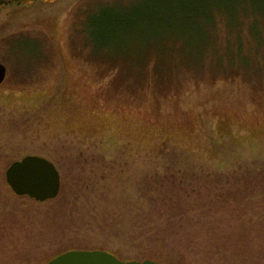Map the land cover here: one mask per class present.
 I'll return each instance as SVG.
<instances>
[{
  "label": "rangeland",
  "instance_id": "1",
  "mask_svg": "<svg viewBox=\"0 0 264 264\" xmlns=\"http://www.w3.org/2000/svg\"><path fill=\"white\" fill-rule=\"evenodd\" d=\"M207 9L217 14L218 51L198 63L191 59L198 49L180 41L169 56L159 52L144 21L117 33L106 22ZM227 9L248 11L237 25L251 57L246 66L228 59L216 66L233 38L225 12H217ZM252 12L264 16V0H0V62L8 69L0 86V264H48L67 250L134 253L114 230L150 205L144 187L173 173L201 188L213 212L202 214V227L189 220L198 213L185 216L154 250L176 264H222L223 253L264 264V44L258 49L251 38ZM186 28L172 30L179 36ZM79 124L104 132L103 144L70 129ZM29 154L58 164L56 198L31 200L7 183L10 164ZM196 236L213 245L208 259H199ZM245 246L258 255L243 260Z\"/></svg>",
  "mask_w": 264,
  "mask_h": 264
},
{
  "label": "trees",
  "instance_id": "2",
  "mask_svg": "<svg viewBox=\"0 0 264 264\" xmlns=\"http://www.w3.org/2000/svg\"><path fill=\"white\" fill-rule=\"evenodd\" d=\"M15 2L22 4V5H31L35 3H55L58 0H14ZM208 2H206L207 4ZM210 6V4H207ZM234 9H227V10H220L217 12H225L223 15V19L226 21L227 28L229 29L230 34L233 35L231 41H229L227 45V49L225 53L217 55V62L216 66H221L225 63V60L228 59L230 63H234L237 60L243 62L246 66L251 63V57L244 52V38L237 28V25L240 21L239 12H243L247 10L242 9L237 11ZM168 14H158V15H139L137 17H118V18H111L106 20L108 25H110L111 32L117 33L118 31L121 32L122 28L125 30L130 31L131 29H135L136 22L144 21L147 26L151 27L154 34L158 35L160 41L159 44L153 45L155 46L159 52L164 55H167L171 51L174 50L172 47V43L175 42H182V47L185 46L195 47L197 48V54L191 58L193 62H199L201 56H205L209 50L213 49L216 53L218 51L216 39L214 35V29L217 26V14L214 13L212 9H207L202 13H197V11L188 12L184 15H175V13L167 12ZM254 14V22H252V27L250 31L251 38L257 44L256 47H259L264 44V29H262L259 25L260 22L263 21L264 23V16L262 13L252 12ZM221 18V19H222ZM262 20V21H261ZM133 21V22H132ZM174 23H181L184 24L187 28L185 32H181L182 34L178 36L177 31H173ZM145 34V29L142 32V35ZM141 35V37H142ZM172 35L170 38L169 36ZM145 36V35H144ZM161 41H166L164 45L160 46ZM187 41V42H186ZM184 43L186 45H184ZM135 47V46H134ZM136 49V47H135ZM144 48L141 49V51ZM186 49V48H185ZM202 49V50H201ZM109 51V50H108ZM110 52V51H109ZM201 53V54H200ZM174 55V53H173ZM169 56V54H168ZM232 71V70H230ZM233 72V71H232ZM104 133V132H103ZM102 133V134H103ZM103 136V135H102ZM152 154V153H151ZM259 167V166H254ZM196 174L198 173L195 172ZM248 173V174H247ZM241 174H244L245 178H248L250 172L248 169L244 170ZM167 177L163 178L161 181L151 185L149 190L144 187V199L149 200L150 205L145 209L143 213H141L140 217H131L130 219L121 218V225L116 226L114 232L115 236L118 235L122 245V248L127 247L128 249H134V253L125 252L122 249H114V248H105L109 252L115 254L118 258L123 260H145V259H152L155 261L163 262L164 264H176L175 260L164 256L154 250V247H163V241L170 240L169 236H175L173 230L178 228H182L184 226L185 221L182 219L187 216L188 219L191 215L197 214V217L194 219H189L194 221L199 226L205 225V222L202 218V214L213 212L212 209L206 210L207 205L204 202L205 193L202 192V189H196L195 186L186 185L183 183L182 180V173H173L171 175H166ZM229 176H232L229 174ZM242 177V176H238ZM230 178V177H228ZM231 179V178H230ZM152 184V182H150ZM162 186L163 194H161L160 188ZM202 187V186H200ZM159 188V189H158ZM195 191V192H194ZM195 193V196H193ZM212 195V194H211ZM210 195V196H211ZM28 197V196H26ZM30 198V197H29ZM31 200H35L30 198ZM37 201V200H35ZM260 216L264 218V205L261 208ZM213 220L212 217H210ZM222 220V219H221ZM215 221V220H214ZM224 223H229L228 220H222ZM217 222V221H215ZM120 223V222H118ZM215 224V223H214ZM44 228V227H42ZM168 233V235L166 233ZM172 233V235L170 234ZM262 234L264 232H261ZM197 237V246L195 249L199 252L202 250V254L199 259H208L206 255H210L212 252V246L203 243L202 236ZM184 236H182L183 240ZM262 235L259 237L253 238L254 240L258 241L261 240ZM202 243L203 245H201ZM231 249L233 247H237L235 243H230ZM259 246H256V248ZM264 251V247L262 248ZM68 251V250H67ZM261 251V256H259L260 260L264 261V252ZM65 252V251H63ZM62 252V253H63ZM200 254V253H198ZM206 254V255H204ZM241 256L243 260H251L254 259L255 255H258L253 247L245 246L243 247V251L241 252ZM58 255V254H57ZM56 255V256H57ZM54 256V257H56ZM222 259L224 260L222 264H238L236 261L235 256H232L230 253H223L221 254Z\"/></svg>",
  "mask_w": 264,
  "mask_h": 264
},
{
  "label": "water",
  "instance_id": "3",
  "mask_svg": "<svg viewBox=\"0 0 264 264\" xmlns=\"http://www.w3.org/2000/svg\"><path fill=\"white\" fill-rule=\"evenodd\" d=\"M7 66L0 62V85L7 76ZM6 180L18 195H27L37 201L56 198L61 190V174L49 159L29 154L15 160L6 170ZM48 264H164L151 259L123 260L105 250H69Z\"/></svg>",
  "mask_w": 264,
  "mask_h": 264
},
{
  "label": "flooded vegetation",
  "instance_id": "4",
  "mask_svg": "<svg viewBox=\"0 0 264 264\" xmlns=\"http://www.w3.org/2000/svg\"><path fill=\"white\" fill-rule=\"evenodd\" d=\"M67 97H68V95H67ZM68 99V98H67ZM67 104V109H71L72 108V106H71V104H72V101H69L68 103H66ZM69 105V106H68ZM90 125H88V127H89ZM83 127V125H81V124H79V125H77V126H75V125H73V126H71L70 127V129L71 130H73L74 132H77V133H80L81 135H83L84 137H87L88 138V135H92V137L93 138H95V139H97L99 142H101L102 144H103V142H102V139H99L103 134H98L96 131H95V129H96V127L95 126H91V129H88V127L86 128V129H83L82 128ZM85 127V126H84ZM71 130H69V131H71ZM40 156H42V155H40ZM43 157H45V156H43ZM45 158H47V157H45ZM48 159V158H47ZM49 160L50 161H53L52 159H50L49 158ZM55 162V161H54ZM55 164H56V166L58 167V169L60 170V168H59V166H58V164L55 162ZM61 171V170H60Z\"/></svg>",
  "mask_w": 264,
  "mask_h": 264
}]
</instances>
